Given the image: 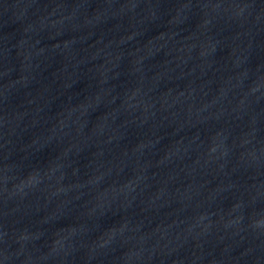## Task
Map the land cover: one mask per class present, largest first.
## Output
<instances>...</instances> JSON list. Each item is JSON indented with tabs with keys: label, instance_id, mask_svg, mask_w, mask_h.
I'll return each mask as SVG.
<instances>
[{
	"label": "water",
	"instance_id": "water-1",
	"mask_svg": "<svg viewBox=\"0 0 264 264\" xmlns=\"http://www.w3.org/2000/svg\"><path fill=\"white\" fill-rule=\"evenodd\" d=\"M0 264H264V0H0Z\"/></svg>",
	"mask_w": 264,
	"mask_h": 264
}]
</instances>
